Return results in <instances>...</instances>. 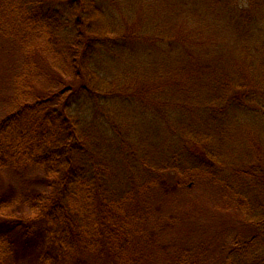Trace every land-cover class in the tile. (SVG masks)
<instances>
[{"label":"trees","instance_id":"trees-1","mask_svg":"<svg viewBox=\"0 0 264 264\" xmlns=\"http://www.w3.org/2000/svg\"><path fill=\"white\" fill-rule=\"evenodd\" d=\"M262 6L0 0V264H264Z\"/></svg>","mask_w":264,"mask_h":264},{"label":"rangeland","instance_id":"rangeland-1","mask_svg":"<svg viewBox=\"0 0 264 264\" xmlns=\"http://www.w3.org/2000/svg\"><path fill=\"white\" fill-rule=\"evenodd\" d=\"M257 1H259V3H261L263 5L262 7H263V10H264V0H257ZM262 14L263 15L261 17L262 19H260V23L262 21L263 25H264V12H262ZM254 15H255L254 24L257 25V23H259V21H258L259 19L256 16V12L254 13ZM224 23H225V26L228 27V28L225 27V29H224L225 32H223L225 34L226 44L227 45L229 44V46L232 45V47L234 46V48L236 47V44H239V47H240V44L242 45V38L239 36L240 32H238V30L236 28H234V30H231V27L233 25H231V24L227 25V20H225ZM251 34H252V38L249 39V37H247V40H245V41L243 40V43L247 42V43L251 44V43H253L255 41L256 42L259 41V37H258V32L257 31L254 32V33H253V31H251ZM237 40H238V42H237ZM140 57H141V55H140ZM145 59H147V58H145ZM131 75L133 76V75H136V74H131ZM122 80H123V78H122ZM243 125L246 128H243L242 125L239 126L236 129V131H235L236 138L232 140L234 142L233 144H234V146L236 148H238V147L244 148L245 147L244 144H248V143H245V141L248 140V132L250 131V128L253 127L254 130L256 129L255 128L256 125H254V123H251V122H245Z\"/></svg>","mask_w":264,"mask_h":264}]
</instances>
